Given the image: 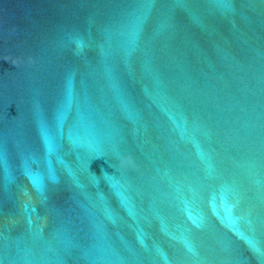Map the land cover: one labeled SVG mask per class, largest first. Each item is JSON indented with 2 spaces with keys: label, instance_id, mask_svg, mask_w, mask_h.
I'll return each mask as SVG.
<instances>
[{
  "label": "water",
  "instance_id": "water-1",
  "mask_svg": "<svg viewBox=\"0 0 264 264\" xmlns=\"http://www.w3.org/2000/svg\"><path fill=\"white\" fill-rule=\"evenodd\" d=\"M0 264H264V0H0Z\"/></svg>",
  "mask_w": 264,
  "mask_h": 264
}]
</instances>
